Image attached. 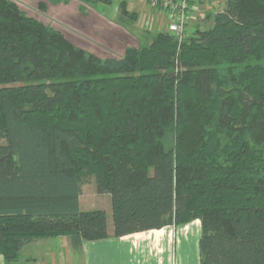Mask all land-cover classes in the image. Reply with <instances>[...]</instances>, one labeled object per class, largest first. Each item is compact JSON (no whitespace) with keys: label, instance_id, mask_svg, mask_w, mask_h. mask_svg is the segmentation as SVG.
<instances>
[{"label":"trees","instance_id":"trees-1","mask_svg":"<svg viewBox=\"0 0 264 264\" xmlns=\"http://www.w3.org/2000/svg\"><path fill=\"white\" fill-rule=\"evenodd\" d=\"M207 21L102 59L0 0L6 264L33 240L108 238L106 212L79 209L84 175L110 195L116 238L200 220V264H264V0H226Z\"/></svg>","mask_w":264,"mask_h":264},{"label":"crops","instance_id":"crops-1","mask_svg":"<svg viewBox=\"0 0 264 264\" xmlns=\"http://www.w3.org/2000/svg\"><path fill=\"white\" fill-rule=\"evenodd\" d=\"M145 1L147 3V0ZM37 2L39 7L42 0ZM47 4V9H42L41 12L47 11L51 6L53 8L68 7L70 13H67V16L73 18L72 21H74L73 25H71L72 29L68 30L67 33L58 31L63 33L75 45L102 59L122 58L127 48H138L148 41V37L144 35L138 37L134 33L131 34L136 36L138 39L137 43L128 40L120 29L107 25L105 22L108 19L104 13H107L108 10H103L104 16L100 15L94 11L98 5L84 6L77 0H72L68 5ZM129 7L130 4L128 3ZM90 9H92V12ZM129 11L135 12V10H130V8ZM140 13L137 14L140 15ZM120 26L118 28H127L121 23ZM75 30H78L82 35L73 33ZM96 41L100 42L101 45L97 46L93 43ZM104 195L97 193L95 177L86 175L81 177L79 209L82 212L93 210L106 212L109 235L107 239L84 242L82 247L78 249L73 247L71 238L66 235L33 240L22 248L17 260L12 264H185V259H187V255L184 254L186 252L185 247L188 244L194 245L193 242H190L193 239L200 242L199 239L202 234L200 220H194L185 225L167 226L160 230H151L116 238L114 237V226L111 227L110 224L112 209L111 211L103 208L88 210L84 207L90 204V199H98ZM199 242H196V244L198 243V248ZM0 264H6L2 256H0Z\"/></svg>","mask_w":264,"mask_h":264},{"label":"rangeland","instance_id":"rangeland-1","mask_svg":"<svg viewBox=\"0 0 264 264\" xmlns=\"http://www.w3.org/2000/svg\"><path fill=\"white\" fill-rule=\"evenodd\" d=\"M13 1L18 4L20 9L25 11L29 16L44 22L46 25L54 29L60 30L61 32L65 33H67L68 30L72 29L71 25H73L72 23H74V21H72L73 18H69L67 16V13H70L68 7L60 6L53 8L51 6L47 11L41 12L40 8L38 7V0ZM122 1H127L130 4V10H135V12L137 13L142 12L140 13L139 19L136 23L129 20L125 21L124 23L120 21L118 22V4ZM190 4L193 6V10L191 11V20L188 24V33L193 34L196 29H207L212 25V23L210 21H207V19L209 20L216 13L223 11L225 8L226 0H192ZM144 8L145 10H143ZM105 9L108 10L107 13H104V15H106V18L108 19L105 23H107V25H111L113 28L120 29L122 33L126 35L128 40L135 41L136 43L138 39L135 35H137L138 37L140 35H144L149 38L154 33L160 31H168L170 20L167 15L160 10L151 9L145 0H112L111 6L98 5L94 9V11L100 15H103V10ZM90 11L92 12V9H90ZM120 23L124 24V26L127 28H118V26H122H120ZM148 32L151 34L150 36L149 34L147 35ZM73 33L82 35L78 30H75V32ZM131 33H134L135 35H132ZM93 43L97 46L101 45L100 42L97 41ZM89 201L90 204L84 206L88 210L93 208H103L111 211L112 209L111 197L108 194L98 199L92 198ZM110 224L112 227V216L110 219ZM190 242H193L194 245L188 244L187 247H185L186 252L184 254L187 255L185 264H199V248L198 243L196 244V242L199 241L193 239V241Z\"/></svg>","mask_w":264,"mask_h":264},{"label":"built area","instance_id":"built-area-1","mask_svg":"<svg viewBox=\"0 0 264 264\" xmlns=\"http://www.w3.org/2000/svg\"><path fill=\"white\" fill-rule=\"evenodd\" d=\"M192 0H147L151 9L164 12L170 20L168 33L179 43L189 35L188 24L191 20Z\"/></svg>","mask_w":264,"mask_h":264}]
</instances>
